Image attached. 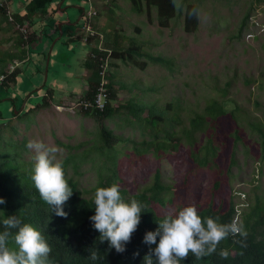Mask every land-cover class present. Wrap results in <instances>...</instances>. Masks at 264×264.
I'll return each instance as SVG.
<instances>
[{
	"label": "rangeland",
	"instance_id": "1",
	"mask_svg": "<svg viewBox=\"0 0 264 264\" xmlns=\"http://www.w3.org/2000/svg\"><path fill=\"white\" fill-rule=\"evenodd\" d=\"M4 1L10 9L15 5L20 9L26 0ZM182 2H196L198 5V23L192 32L183 31L179 13L169 20L166 27H159L154 8L149 10V16L137 14L130 10L128 0H49L32 15L31 18L37 24H43L42 42L33 41L26 45L25 58L14 67L15 81L6 88L0 85L1 121L8 120L6 126H13V131L8 129L4 134L12 143V149L20 153L16 159L34 163L35 154L27 147L30 140L55 145L59 149L56 154L59 161L68 154H83L80 163L75 159L78 161L76 169L70 162L66 166V175L75 181L81 197H90L94 193L96 168L101 162V155L108 158L105 162L107 165L114 164L115 181L128 195L141 191L147 193L158 170L159 180L164 186L160 193L164 204L156 206L155 210L160 214L168 213L174 211L177 201L175 189L182 182L191 162L186 139L182 138L174 149L171 145L175 137L157 140V134L161 135L169 121L171 123L172 117L166 115L175 112L174 126L170 131L183 137L180 130L189 125L195 112L201 113L212 99L222 101L231 116H222L215 121V139L222 142L215 157L216 167L212 170L206 167L197 169L194 176H190L188 186L191 189L193 187L195 202L200 204L209 196L216 177L213 171L221 170V187L217 196L219 194L227 200L230 195L235 209L234 219L241 222L242 214L247 211V205L255 200L254 196L257 195L259 199L264 196V149L261 146V141H264V0ZM80 8L84 14L94 11V15L88 18V25L100 34L99 39H102L101 32L116 28L126 38L141 44L144 51L138 57L139 61H146L143 69L128 61L110 59L113 65L107 67L106 71L109 70L111 86L115 89L113 106L133 102L136 106H142V118L147 115L146 109L150 115H157L159 109L163 114L161 120L153 118L147 122V126L144 120L135 119L126 113L124 107H116L118 111L103 120L116 142L97 152L93 149L99 141L98 123L82 115L77 108L86 87V73L80 62V54L87 50V46H84L86 43L80 40L85 35L80 25L86 16L83 14L79 19ZM62 22V38L70 34L68 37L74 40L65 51L63 48L59 53L63 64L67 62L69 68L65 71V79L59 77L55 82L57 86L61 85L56 87L57 90H61L65 84V87L73 88V100L67 104L64 100L49 98L48 108L30 113V104L42 101L37 99L43 94L42 88L36 89L44 79L45 61L41 58V45L46 38L57 36L51 35V25ZM68 22L73 24L68 25ZM91 23L98 29H93ZM5 27L6 22L0 23V57L3 58L5 52L14 51V41L24 28L12 26L3 30ZM23 35L26 36V29ZM53 39H49L44 52L48 51ZM58 41L54 40L49 68ZM79 44L80 53L77 50ZM94 44L100 45L98 39L94 40ZM149 55L167 58L170 69L150 62ZM6 63L11 65L12 62L7 59ZM9 64L6 70H10ZM51 79L49 70L45 76V86L50 84ZM34 80L38 83H33ZM57 90L52 89L51 97L61 94ZM51 100L60 108H52ZM174 105L177 106L174 108ZM19 109L26 112L24 118H11L10 115ZM196 138V144L200 145L204 139L202 133L196 134ZM147 140L162 142L164 150L153 151V144L148 150H142L143 142Z\"/></svg>",
	"mask_w": 264,
	"mask_h": 264
},
{
	"label": "trees",
	"instance_id": "2",
	"mask_svg": "<svg viewBox=\"0 0 264 264\" xmlns=\"http://www.w3.org/2000/svg\"><path fill=\"white\" fill-rule=\"evenodd\" d=\"M48 1L26 0L23 5V11L10 12L11 19H8L5 13V2L1 3L0 1V23L6 22V27L3 30H7L12 26L16 29H19L20 26L26 29V36L23 35V30L21 33H18L13 44L14 51L10 50L11 52H5V58L0 57V77L3 78L0 79V85L2 87L6 88L7 85H10L9 83L15 81V65L18 61L25 58L26 45L36 39L43 26V24H37L31 16L42 9ZM128 1L130 3V10L137 14L145 13L146 16H149V10L154 8L156 12V23L159 27H166L169 20L179 13L181 15V26L184 32H192L196 29L198 17H189L185 11L176 10L172 0ZM184 6L188 11L194 8L198 9L196 2H185ZM79 12L81 13V11ZM241 25L244 26V23ZM91 27L95 30L98 29L93 23ZM27 29H29L28 34ZM135 29L138 30L137 27ZM50 33L53 36L58 33L56 26L52 25ZM101 33L102 39H99L97 35L86 39V44L90 45V47L89 52H87L85 58L81 61V65L86 71V88L80 97V101H90L96 92L99 81V63L101 61L99 57H104L103 74L106 76V82L104 83L106 92L105 103L101 110L90 106L82 108L79 105L77 107L82 115L89 116L98 123L99 141L98 145L93 149L94 152L102 151L116 142L112 131L103 124V120L109 118L114 111L117 112L119 106L124 107L126 113L135 119L144 120L147 126H149L148 123L153 118L161 120L163 117L161 109L158 110L159 113L157 115H150L148 109H146L147 115L145 118H142L140 117V112L143 110L142 106H136L133 102H128V104L125 103L124 105L118 104L116 105L117 108L113 106L115 89L111 86L112 82L110 75H108L109 70L106 71L107 67L109 68L110 65H113L110 59H120V61L124 62L128 61L139 69H143L146 66V61L138 60V57L144 54L141 44L131 38H126L118 29L112 28ZM68 39V41L74 40L70 37ZM96 39L100 42V49L94 44V40ZM124 42L125 45H123ZM106 50L109 51V54H105ZM6 57H8L7 59L10 63L12 62L11 65L8 63L10 70H6L8 65L6 63ZM148 60L154 64L166 66L170 69L169 60L163 56L149 55ZM40 100H42L40 103L31 104L28 112L34 113L39 109H44L49 106L48 96L44 95ZM176 106L174 105L173 107L175 108ZM228 111L222 101L213 99L208 101L203 107L202 112H195L189 120V125L181 128L180 133H182L183 137L179 136V134H174V131H170L172 126H174L172 122L174 121L173 116L175 112L172 115H166V117H172L171 123L169 121L166 127L167 129H163L161 135L157 134V140L158 138L164 140L175 137L176 139L171 145L174 149L180 144L179 142L182 138L186 139L188 158L191 162L182 182L175 189L174 196L177 201L174 204V211L191 205L197 209L202 220L212 218L221 224L230 223L234 220L235 209L230 195L227 200L219 194L217 196V192L220 191L221 187V179L219 177L220 173H222L221 170L213 171L216 177L213 180L209 196L200 204L195 202L193 187L191 189L188 186V181L194 176L197 169L206 167L212 170L213 167H216L215 157L219 150L218 146L220 149L222 147V142H218L215 139V121L222 116H231V112L228 113ZM25 114V111L17 110L10 117L19 120L24 118ZM7 122L8 120L1 121L0 112V197H3L6 201L5 204H0V232L5 230L2 221L9 215L19 217L22 223L31 224L42 233L50 245L52 251L49 260L51 264H145L144 257L149 253V248H154V245L149 246L143 242L144 234L146 231H155L158 227V222L163 220L167 214H160L155 210L156 206H162L164 204L160 196V193L164 190V186L159 180V171H155L153 183L147 193L141 191L128 195L125 189L119 187L120 195L125 202L136 199L146 207L143 208L140 223L136 231L132 234L130 242L125 245V251L117 253L114 248H109L106 240L103 242L100 241L99 233L92 227V222L89 217L94 214V205L92 203L93 195L90 197H81L79 190L76 188L75 181L66 175L67 163L70 162L71 166L76 169L78 166L77 162L79 161L80 163L84 155L68 154L61 160L68 185L72 188V195L63 205V211L67 213V217L57 216L54 211H51L50 206L40 198L39 193L31 181V172L34 163L16 159V156H19L20 153L12 149V143L6 139L4 134L8 129L13 131V126L10 124V126H6ZM155 132L157 133V130ZM198 133H202L204 137L200 145L196 144V134ZM220 141H223V139ZM143 143L142 146L144 147L142 150H148L151 144H153V151L160 152L165 148L164 144L159 141L154 143L147 140ZM261 146L264 149L263 140L261 141ZM199 152L200 158L198 157ZM75 159L78 161H75ZM107 160L108 158H103L101 155V162L96 168L97 181L93 188L94 192L97 187L117 185L115 171L112 169L114 164L107 165L105 163ZM215 197H217V200H215ZM254 198L255 200L247 205V211L242 214L241 218V223L247 232L246 239L240 236H229L226 240L221 241L216 253L202 257L201 259H196L195 256L189 254L180 264H264V196L259 199L255 195ZM238 240H243V243H237L236 241ZM8 246L9 248L15 247L11 240ZM220 250H226L229 253L227 259H222L218 255ZM92 251H97L102 259L92 261L90 259V253ZM153 264H155L154 258Z\"/></svg>",
	"mask_w": 264,
	"mask_h": 264
},
{
	"label": "clouds",
	"instance_id": "3",
	"mask_svg": "<svg viewBox=\"0 0 264 264\" xmlns=\"http://www.w3.org/2000/svg\"><path fill=\"white\" fill-rule=\"evenodd\" d=\"M172 2L176 10L185 11L189 17L199 16L198 9L188 11L182 0ZM27 147L35 154L31 181L40 198L57 216L67 217L63 205L71 197L72 188L68 185L62 162L56 157L59 149L37 140L28 141ZM5 203L4 198L0 197V204ZM92 203L94 214L89 219L92 227L99 233L100 241L106 240L109 248H114L117 253L124 252L146 206L136 199L125 202L116 184L97 187ZM2 224L5 230L0 232V264H51L49 256L52 249L39 230L31 224L22 223L15 215L4 218ZM229 236L246 239L247 232L238 220L234 219L226 224L218 223L212 218L202 220L194 206H184L168 212L158 222L155 231L145 232L143 242L149 246L154 245V248H149L144 261L145 264H153L154 258L155 264H180L189 254L201 259L216 253L221 241ZM10 240L14 248H9ZM236 242L243 243V240ZM218 255L227 259L229 253L220 250ZM90 259L97 261L102 257L97 251H92Z\"/></svg>",
	"mask_w": 264,
	"mask_h": 264
},
{
	"label": "crops",
	"instance_id": "4",
	"mask_svg": "<svg viewBox=\"0 0 264 264\" xmlns=\"http://www.w3.org/2000/svg\"><path fill=\"white\" fill-rule=\"evenodd\" d=\"M18 4V3H17ZM23 5H24V3H23ZM8 7V6H7ZM8 9L10 10V12L12 11V12H20L21 11V9H23V7L22 8H18L16 5L12 8V9H10L9 7H8ZM80 13V12H79ZM80 18H81V13H80ZM79 18V19H80ZM93 23H94V21H93ZM92 24V23H91ZM60 25H64V22H62ZM52 26V25H51ZM61 27V26H60ZM57 28V27H56ZM49 29H47V31H48ZM42 31H39V35L38 36H40L39 38H38V36L36 37V39L34 40V42H36V41H39V44L42 42V39H43V36H42V33H41ZM57 36H55V37H49V38H46V40L44 41V44L43 45H41V53H42V55H41V58H43V61H45L46 63H45V68H44V71H43V73H45V76L47 77V74H48V71L50 70V74H51V81H50V84H47V86H45V78L43 79V81L39 84V87L38 88H36V89H39V88H42V95H41V97L42 96H48L49 98H52V100H53V98H56V99H61V100H64V101H66L67 102V104L70 102V101H72L73 99H71V97L72 96H74V92H73V88H70V87H65V85H63L62 86V89L60 90V88H59V90H60V92H61V94H57L56 96H54V97H51L52 96V89L54 88V91L55 90H57V88H58V86H61V85H56L57 83L55 82V81H57V80H59V77H61V79L62 78H64L65 79V76H66V74H65V71H67V69L69 68V66H68V64H67V62L65 63V64H63V61L60 59V56L61 55H59V53L62 51V49L64 48V51H65V48L67 49L68 48V45L70 44V42L71 41H68L69 39V37L67 36V34L65 35L66 36V38H62V35H63V33H62V31H61V34L59 35L58 33L56 34ZM52 38H55V39H53L52 40V42L55 40H59L58 42H57V44H58V48H57V50L54 52V56H53V63H52V65H51V67L49 68V57H50V54H51V50H52V46H53V44L55 45V42H53L52 43V45L50 46V48L48 49V51L47 52H44V50L46 49V47H47V44H48V41H49V39L51 40ZM66 41H68V42H66ZM79 46L80 47H77V50H78V53H80V48H81V44H79ZM84 46H87V50H86V52H83L84 54H80V56H81V58H80V62L85 58V56H86V54H87V52H88V50H89V47H90V45H88V44H86V45H84ZM82 51H84V50H82ZM26 60V59H25ZM67 61H68V59H66ZM82 69H83V72H84V74L86 73V71H85V69L82 67ZM15 70H16V68H15ZM33 83H38L36 80H34L33 81ZM9 84H13V83H9ZM57 87V88H56ZM86 88V87H85ZM59 90H57V92H59ZM85 91V90H84ZM48 93V94H47ZM8 93H7V91H6V93H5V95H7ZM28 94H29V91H28ZM41 97H37V99H41ZM6 99H7V97H6ZM3 100H5L4 98H3ZM52 100L50 101V104H51V107L53 108V106H55V105H57V103H52ZM11 103H13L12 101H11ZM24 103H25V101H24ZM31 105V104H30ZM49 107V106H48ZM47 107V108H48ZM21 109V108H20ZM19 109V110H20Z\"/></svg>",
	"mask_w": 264,
	"mask_h": 264
},
{
	"label": "built area",
	"instance_id": "5",
	"mask_svg": "<svg viewBox=\"0 0 264 264\" xmlns=\"http://www.w3.org/2000/svg\"><path fill=\"white\" fill-rule=\"evenodd\" d=\"M0 1H1V3L5 2V4H6L5 13L7 15V18L11 19L10 10L7 7V2L4 1V0H0ZM84 15L86 16V20L83 21V23L80 25V27H81V29L85 30V35L80 37V40H82L83 42L86 43V39L88 37H92V36H95V35L98 36L100 34H98L96 31L91 30L90 26L88 25L89 24V22H88L89 19L88 18L90 16L94 15V11H86V13ZM24 32H25V29L23 28V34H24ZM98 38H99V36H98ZM97 48L100 49V45L99 44L97 45ZM105 54H109V51L106 50ZM99 60H101V61L99 63V68H100V70H99V81H98V85L96 87V92L93 94V97H92V99L90 101H87V102L86 101H82V100L79 101V105L82 108H86L87 106H90V107H93L95 109L101 110L102 107L104 106L105 97H106V92H105V89H104V83L106 82V78H105L106 76L102 74V66L104 64V57H99Z\"/></svg>",
	"mask_w": 264,
	"mask_h": 264
},
{
	"label": "water",
	"instance_id": "6",
	"mask_svg": "<svg viewBox=\"0 0 264 264\" xmlns=\"http://www.w3.org/2000/svg\"><path fill=\"white\" fill-rule=\"evenodd\" d=\"M80 10H81V15H82V14H83V10H82V8H80ZM79 18H80V17H79ZM71 24H73V23L68 22V25H71ZM56 27H57V29H58V34L60 35V34H61L60 23L57 24ZM53 42H54V41H53ZM53 42H52V43H53ZM45 63H46V62H45ZM44 78H45V73H44Z\"/></svg>",
	"mask_w": 264,
	"mask_h": 264
},
{
	"label": "bare ground",
	"instance_id": "7",
	"mask_svg": "<svg viewBox=\"0 0 264 264\" xmlns=\"http://www.w3.org/2000/svg\"><path fill=\"white\" fill-rule=\"evenodd\" d=\"M103 66H104V64H103ZM103 66H102V74H103ZM104 75V74H103ZM2 77H0V79H1ZM3 79V78H2Z\"/></svg>",
	"mask_w": 264,
	"mask_h": 264
}]
</instances>
